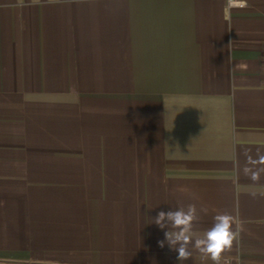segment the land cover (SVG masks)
Masks as SVG:
<instances>
[{
	"label": "crops",
	"instance_id": "0c3cea01",
	"mask_svg": "<svg viewBox=\"0 0 264 264\" xmlns=\"http://www.w3.org/2000/svg\"><path fill=\"white\" fill-rule=\"evenodd\" d=\"M263 52L264 0H0V264H213L192 203L264 264Z\"/></svg>",
	"mask_w": 264,
	"mask_h": 264
},
{
	"label": "clouds",
	"instance_id": "9594fccd",
	"mask_svg": "<svg viewBox=\"0 0 264 264\" xmlns=\"http://www.w3.org/2000/svg\"><path fill=\"white\" fill-rule=\"evenodd\" d=\"M226 7L232 9H244L248 7V0H226ZM264 160V157H261ZM258 177L252 176L255 180ZM201 211H206L201 209ZM200 216L194 203L185 208L180 206L168 211H159L153 220L164 231V239L158 241L159 247L165 244L176 252L177 261H187L192 257L193 249L202 257L210 258L213 264H231L229 259H224L222 254L230 251L233 242L238 237V231H233V217L229 214H218L214 217V223L202 236H197L194 226Z\"/></svg>",
	"mask_w": 264,
	"mask_h": 264
},
{
	"label": "built area",
	"instance_id": "2783aa9c",
	"mask_svg": "<svg viewBox=\"0 0 264 264\" xmlns=\"http://www.w3.org/2000/svg\"><path fill=\"white\" fill-rule=\"evenodd\" d=\"M262 63H263V65H264V52H263V54H262ZM228 259V258H227Z\"/></svg>",
	"mask_w": 264,
	"mask_h": 264
}]
</instances>
